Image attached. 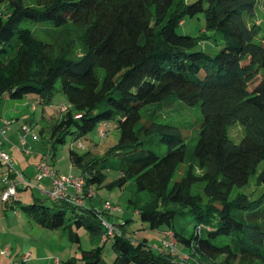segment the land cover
Segmentation results:
<instances>
[{
    "label": "trees",
    "instance_id": "trees-1",
    "mask_svg": "<svg viewBox=\"0 0 264 264\" xmlns=\"http://www.w3.org/2000/svg\"><path fill=\"white\" fill-rule=\"evenodd\" d=\"M254 4L8 0L0 12V99L35 94L47 104L58 82L68 105L48 126L52 148L66 135L83 137L96 123L113 120L118 131L101 155L68 150L71 165L80 168L83 193L103 184L104 171H118L103 186L130 184L127 205L150 229L163 227L164 239L180 250L201 260L221 255L241 264H264V189L256 196L233 193L252 177L264 185V36L255 43L259 25L243 17ZM199 12L202 31L196 36L176 32L184 18ZM68 26L84 27L79 55L71 51ZM61 35L66 43L53 53ZM208 39L218 45L213 53L198 47ZM164 107L169 117L158 120ZM190 107L199 115L184 117L182 111ZM236 122L243 127L237 143L227 135ZM187 129L196 132L192 145L183 133ZM157 145L163 150H155ZM185 162L183 174L173 178ZM50 201L33 197L14 203L44 228L83 226L91 236L102 235L101 244L110 242L111 262L103 260L97 245L81 251V264H173L171 251L161 243L153 250L144 238L131 241L123 230L128 219L111 222V214L90 198L89 205Z\"/></svg>",
    "mask_w": 264,
    "mask_h": 264
},
{
    "label": "rangeland",
    "instance_id": "rangeland-1",
    "mask_svg": "<svg viewBox=\"0 0 264 264\" xmlns=\"http://www.w3.org/2000/svg\"><path fill=\"white\" fill-rule=\"evenodd\" d=\"M26 1L30 2V0ZM184 1L191 2L194 0ZM7 2L8 0H0V12L6 9ZM243 17L248 24L259 25L257 33L253 37V41L255 43H261V38L264 36V0H255L252 12L250 14L245 12ZM203 25V13L199 12L191 17L184 18L183 22L177 26L176 32L196 36L202 31ZM82 30H84V27H78V29H76L74 27L72 28V26H68L64 31L68 34V38L73 41L71 51L73 50L75 55L80 54L81 44L79 41L82 40V36L80 35ZM205 33L207 35L211 34L210 31H205ZM63 37H65V35H61L57 39L58 42L56 46L53 47L55 49L53 53L59 51L58 46L62 47L66 43ZM198 47L204 49L206 52L213 53L218 45L214 46L212 41L208 39L200 41ZM259 73H262V69L259 70ZM55 86L57 89L53 91L47 104L43 103L35 94H27V96L19 99H11L8 97H1L0 99V120L2 118L9 120L11 127H15V125L18 126L20 123H25L30 129L27 134L35 135L36 137L34 141L31 140V138L29 139V142L25 145L27 147L22 146L23 144L15 146L18 149V153L24 155L21 159L20 157H12L13 163H15L13 168L19 169L25 180V183H22L17 179L18 183L16 185L14 197L18 199L20 204L30 202L33 197L40 198L45 204L51 202L47 197L49 189L45 181L46 178L37 180L34 178L35 174L31 172V164L34 163V160L46 158L45 161L47 166L55 170L57 174L65 175L73 173L79 176L80 168L71 165L68 158V150L72 149L77 153L89 151L91 155H101L116 141L118 136L115 121L110 120L101 124L96 123L83 137L74 139L72 134L66 135L62 143L55 144L54 148H52L48 126L64 113L59 112V107L61 105L65 107L68 105L66 96L58 89V82L55 83ZM24 103L26 105L22 107L21 105ZM158 111L160 114L158 120H165L169 117L166 116V113L169 111L165 107ZM182 112H185L184 117L193 114L192 118H194L199 115L195 107L186 108ZM98 133H101V137L98 136ZM183 133L186 136L188 144L192 145L196 137L195 130L187 129ZM227 135L237 143L243 136V127L236 122L227 129ZM3 143L6 144L5 142ZM78 143L81 147H78ZM153 148L155 150H163L164 146L157 145ZM47 152L50 154L47 155ZM185 168L186 162L180 163L176 167L173 178L179 174H183ZM192 169L194 173L199 172L195 164ZM5 171L6 166L0 164V176L1 174L4 175ZM104 173L105 179L103 184L120 175L118 171L113 170H106ZM10 176H13V174H10ZM103 184L98 188H95V186L89 187L88 190L92 191V194L88 196L87 193L89 191H86V196L83 198V203L85 205H89L91 201L98 210L102 208L101 205L105 200L110 204L117 205L120 210L112 214L110 220L113 222L117 219L115 221H120L122 223L125 219H128L123 230L125 236L133 242H137L144 238L147 245L155 250L160 246L162 240H166L164 239L163 227L150 229L147 223L140 221L131 207L127 205L126 199L130 194V184H125L121 188L114 187L112 189H107ZM0 186H2L1 178ZM263 189L264 185H257L254 177H252L245 186L235 188L233 193L241 192L249 196H256ZM68 192H72V190L68 189ZM144 197L145 195L143 198ZM20 204L14 203V200L11 198H9L7 202L0 201V241L10 249L8 252L12 251L13 253L11 255L6 254L0 256V264H81V251L94 248L97 245H102L101 255L103 260L107 263L112 261L114 252L110 247L109 241L101 244L102 235L91 236L83 226L74 227L73 225L65 229L49 230L37 224L33 218L26 216L21 211ZM68 212L69 210H67V214ZM75 233L77 234V240L73 238ZM167 242H169V240ZM171 245V247L168 246L165 248L171 251L173 264H186V262H196L198 264H203L204 262L210 264H241L232 259L224 260L221 255L213 256V260L211 258L203 260L197 259L194 255L187 254L186 250H180L175 242L171 241ZM173 248L179 249L177 251H180L178 255L174 254ZM25 252L29 253V258L21 262L18 259L19 253L23 254ZM70 258L74 259L73 263L68 262ZM54 260H56V263Z\"/></svg>",
    "mask_w": 264,
    "mask_h": 264
},
{
    "label": "built area",
    "instance_id": "built-area-1",
    "mask_svg": "<svg viewBox=\"0 0 264 264\" xmlns=\"http://www.w3.org/2000/svg\"><path fill=\"white\" fill-rule=\"evenodd\" d=\"M65 109L64 106L59 107V111H63ZM104 123V122H103ZM10 121L6 120L3 121V126L0 129V135L2 136L4 134V131L9 127ZM20 131L23 134H26L30 131V129L26 125L20 126ZM99 132V129H98ZM99 136H101V133H98ZM21 136V143H23ZM78 147H81V145L78 143ZM0 164L3 166H6L5 174L0 176L2 187L0 190V201L1 202H7L9 198L12 200H16L15 195V189L17 185V179L19 182L25 183L23 175L13 168V165L10 161V158L7 153L2 151L0 149ZM10 174H13V176L10 177ZM34 178L39 180L41 178H47L49 180V190L47 192V197L50 200H65L67 202H71L75 205H81L84 201V196H86V192L83 193V179L79 176L74 175L73 173L69 174H57L53 169L49 168L46 164L45 160H41L36 164V174L34 175ZM25 186V185H24ZM68 189H71L72 192L69 193ZM89 191V190H88ZM92 194V191H89L87 195L89 196ZM102 209L108 212L109 214H114L115 212H118L120 208L117 205L110 204L106 200L102 203ZM102 224L107 229V232L110 233L111 226L106 223V221L102 220ZM161 244L164 247L172 246L171 243L167 242V240H162ZM174 249V248H173ZM7 251V248L0 249V254H3ZM29 258V253H23L20 256V261H26ZM56 263V261L54 260Z\"/></svg>",
    "mask_w": 264,
    "mask_h": 264
},
{
    "label": "crops",
    "instance_id": "crops-1",
    "mask_svg": "<svg viewBox=\"0 0 264 264\" xmlns=\"http://www.w3.org/2000/svg\"><path fill=\"white\" fill-rule=\"evenodd\" d=\"M25 96H27V95H25ZM25 96H23V97H25ZM26 104L24 103V104H22L21 106L22 107H24ZM3 121H6V119L5 118H2L1 120H0V129L2 128V126H3ZM9 121V120H8ZM103 123V122H102ZM105 123V122H104ZM101 124V123H100ZM21 125H23V123H20L18 126H16L15 125V127L13 126V127H11L10 126V124H9V127L4 131V134L1 136L0 135V149L2 150V151H4L5 153H7L8 154V156H9V158H10V161H11V163H12V165H15V163H13V159H12V157H15V158H17V157H20V159L22 158V156H24V155H20L19 153H18V149L15 147L16 145H21V144H23L22 146H25V145H27V143L29 142V139L31 138V140H36V137H35V135H30V134H23L22 135V132L20 131V126ZM24 125H26L25 123H24ZM32 134V133H31ZM21 136H23L22 137V140H23V143H21ZM2 140V141H1ZM3 142H5L6 144H4ZM25 147H27V146H25ZM27 152V151H26ZM25 153V152H24ZM25 154H27V153H25ZM28 154H30V153H28ZM50 153L49 152H47V155H49ZM46 155V156H47ZM45 156V157H46ZM43 159V158H42ZM42 159H37V160H34V163L33 164H31L32 165V167H31V172H32V174H36V164L39 162V161H41ZM46 158H44L43 160H45ZM17 171H19L20 173H21V171L19 170V169H17V168H15ZM25 170V169H24ZM55 171V170H54ZM56 172V171H55ZM11 177V176H10ZM46 182H47V184H48V189H49V180L46 178V180H45ZM1 187L2 186H0V189H1ZM69 193H71V192H69ZM16 215V214H15ZM5 222H6V224H7V221L5 220ZM2 248H7V251L5 252V253H3V254H0V256H2V255H6V254H9V255H11V254H13L12 253V251L11 252H8V250H10L3 242H1L0 241V249H2ZM22 254L21 253H19V257H18V259L20 260V256H21ZM56 261V260H55Z\"/></svg>",
    "mask_w": 264,
    "mask_h": 264
}]
</instances>
